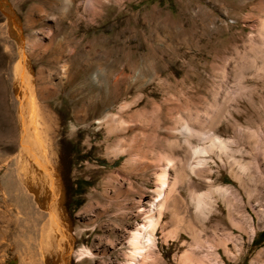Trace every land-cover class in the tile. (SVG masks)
<instances>
[{
  "label": "rangeland",
  "instance_id": "rangeland-1",
  "mask_svg": "<svg viewBox=\"0 0 264 264\" xmlns=\"http://www.w3.org/2000/svg\"><path fill=\"white\" fill-rule=\"evenodd\" d=\"M149 216L135 264H264V0H0V264H57L60 223L67 264H127Z\"/></svg>",
  "mask_w": 264,
  "mask_h": 264
},
{
  "label": "bare ground",
  "instance_id": "bare-ground-1",
  "mask_svg": "<svg viewBox=\"0 0 264 264\" xmlns=\"http://www.w3.org/2000/svg\"><path fill=\"white\" fill-rule=\"evenodd\" d=\"M5 2V1H4ZM1 11L4 13L5 17L7 18V21L13 31V33L17 34V40L18 42L20 43L21 41V36L19 35V30H18V24L17 22L13 19V16H12V12H8V10L5 11V9L1 8ZM15 18V17H14ZM22 43V42H21ZM21 45V44H20ZM19 45V46H20ZM22 46V45H21ZM19 49H21L19 47ZM21 55V54H20ZM26 55V54H25ZM27 60V59H26ZM25 58L23 55L20 56V59L18 61V64L16 66V76H17V85H16V89L20 95V103H21V113L25 112L26 113V117L29 116L28 118V122H27V118L24 120V122H27L25 123L24 125V132H26L27 130H29L31 128V119H33V116H34V108H33V105H34V99H33V85H32V75H31V72H30V68L28 66V62H26ZM35 111V110H34ZM23 116V115H22ZM25 117V116H24ZM29 127V128H28ZM32 129V128H31ZM33 133V131H31ZM30 132V133H31ZM29 134V133H28ZM38 134V133H37ZM26 134H24L25 136ZM33 136H28L25 138L28 140L27 144L29 146V148H27L28 150H26L25 152L27 153V155H29L32 159H34V164L36 166V169L39 170L40 172L42 171L44 173V169H46V160L44 158V151L41 147V143L40 141L35 137V134L33 133L32 134ZM25 140V139H24ZM31 140V141H30ZM26 141V140H25ZM24 142V141H23ZM26 145V144H25ZM25 149V148H24ZM30 159V158H29ZM34 166V165H33ZM34 166V168H35ZM166 167H168V165H166ZM33 168V169H34ZM32 169V170H33ZM36 170V171H37ZM34 171V170H33ZM34 171V172H36ZM38 172L37 175L40 173ZM41 172V173H42ZM33 173V172H32ZM42 173V174H43ZM41 174V175H42ZM34 175V174H33ZM40 175V176H41ZM44 176V174H43ZM50 176V175H49ZM52 176V175H51ZM50 176V177H51ZM34 177V176H33ZM45 177V176H44ZM49 177V178H50ZM54 177V176H53ZM36 178V177H35ZM34 178V179H35ZM41 179L43 178L42 176L40 177ZM47 179V188L49 191H51L52 193L54 194H59L60 195V191H59V181L56 183L55 181H52V179ZM45 179V178H44ZM45 181V180H44ZM54 182V183H53ZM166 171L164 170L160 175H159V178H158V186H157V196H162L163 193H165V186H166ZM44 183V185H45ZM58 186H57V185ZM45 187V186H44ZM59 191V192H58ZM50 193V192H49ZM47 193V194H49ZM46 194V196H47ZM55 196V195H54ZM53 196H51L52 198ZM57 197V196H56ZM54 198V197H53ZM52 198V199H53ZM57 199V198H55ZM60 199L58 198V201ZM53 203V202H52ZM52 205V204H51ZM50 205V206H51ZM60 205V204H59ZM52 207V206H51ZM59 206L57 205V203H53V209H54V213L53 215L58 212L57 211V208ZM156 208V205L155 203H151V206L149 207V212H151L153 209ZM60 210V208H58ZM63 211V209H62ZM52 212V211H51ZM60 212V211H59ZM148 212V213H149ZM59 215V213H57ZM56 215V214H55ZM62 213L59 215L61 216ZM52 216V215H51ZM58 216V218H60ZM57 217V216H56ZM50 218V217H49ZM54 219V218H53ZM56 221V220H55ZM61 221H64L63 220V217H62V220ZM52 222V221H51ZM56 223V222H55ZM60 223V222H59ZM66 223V222H65ZM52 225V223H51ZM153 226V219L151 216H149L147 218V223L145 225L142 226V228L138 229L136 232H134L131 237H130V245L133 247V254H132V258L130 259V261L127 263V264H135L134 262L137 261L138 258H140L143 254V250L145 248H147L149 245H150V242H151V235L150 233L147 231V229L151 228ZM52 233H53V237L55 238L56 240V246H57V249H58V263L57 264H67V259H68V254L70 253L71 249H70V246H71V239H70V235H69V231L66 227V225L60 223L58 224V226H55L53 225L52 227Z\"/></svg>",
  "mask_w": 264,
  "mask_h": 264
}]
</instances>
